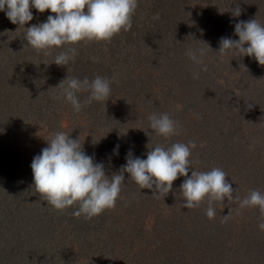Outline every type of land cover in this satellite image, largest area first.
<instances>
[{
  "label": "rangeland",
  "instance_id": "1",
  "mask_svg": "<svg viewBox=\"0 0 264 264\" xmlns=\"http://www.w3.org/2000/svg\"><path fill=\"white\" fill-rule=\"evenodd\" d=\"M237 3L241 15L233 17ZM31 11L25 28L52 14ZM254 18L264 24V0H139L128 37L77 44L75 60L58 66L53 61L63 49L37 54L25 29L0 11V96L10 91L15 112L27 113L24 123L15 119L9 126V108L0 102V170L13 161L27 164L23 177L9 174L0 182V264H264L258 208L240 209L226 197L214 204V219L206 216L207 201L183 208V176L163 198L140 190L125 173L115 209L85 219L40 199L31 169L34 156L60 131L79 138L109 174L126 164L129 151L146 159L157 144L195 141L193 170L221 168L241 200L251 190L264 193V66L254 57L218 52L221 37L238 39L235 24ZM192 47L205 49L207 71L186 55ZM35 62L41 76L32 80ZM93 64L111 81V95L106 104L93 101L74 113L63 97L56 99V86L67 76L94 79ZM33 83L41 85L37 93ZM78 95L83 103L89 93ZM152 113H168L179 135L165 139L152 132Z\"/></svg>",
  "mask_w": 264,
  "mask_h": 264
},
{
  "label": "clouds",
  "instance_id": "2",
  "mask_svg": "<svg viewBox=\"0 0 264 264\" xmlns=\"http://www.w3.org/2000/svg\"><path fill=\"white\" fill-rule=\"evenodd\" d=\"M138 6L139 0H0V11L5 12L12 24L25 29L24 39L37 54L49 56L54 49H63L53 61L58 66H67L75 60L77 44L110 43L121 32L130 31ZM32 8L40 13L50 10L52 14L47 16L46 22L25 28L34 18ZM231 13L233 17L241 15L238 3ZM234 33L238 39L220 38L218 52L221 56L254 57L259 65L264 66V24L255 18L241 20L235 24ZM205 54V49L201 47H192L186 53L193 63L202 66V71H207L203 59ZM193 75L194 78L199 77V73ZM56 87L61 90L56 99L63 97L71 104L74 113H79L93 101L106 104L112 91L111 81L99 75L92 80L67 76ZM81 93H89L83 103L78 95ZM148 119L149 129L155 134L165 139L179 135L178 122L168 113H152ZM116 147L118 149L119 145ZM196 147L195 141L187 144L176 142L168 147L157 144L146 153V159L134 157L129 151L126 164L118 172L109 174L104 163L96 162L94 156L85 153L79 138L74 139L60 131L54 133L47 140V147L34 156L31 162L33 185L40 199L54 209L64 212L73 207L75 211L72 214L76 217L83 215L85 219H92L106 210L115 209L126 179L125 173L140 190L150 189L154 196L163 198L172 190L173 182L183 176L185 180L180 185L185 199L183 208L195 209L207 201L206 216L214 219L215 203L223 204L225 197L228 202L235 199L240 209L258 208L262 221L258 228L264 231V193L251 190L241 200L233 196L234 190L226 179L227 173L221 168L193 170L190 157ZM229 218V214L225 215L224 222Z\"/></svg>",
  "mask_w": 264,
  "mask_h": 264
},
{
  "label": "trees",
  "instance_id": "3",
  "mask_svg": "<svg viewBox=\"0 0 264 264\" xmlns=\"http://www.w3.org/2000/svg\"><path fill=\"white\" fill-rule=\"evenodd\" d=\"M133 21L134 20H132V23H133ZM145 24H147V21L145 22ZM134 26L135 25H133L132 26V29H134L135 30V28H134ZM121 34H122V38H121V40H124V38L125 37H128L127 35H126V33L125 32H121ZM94 65V71L93 72H95V74H96V76L97 75H99V71L97 70V67H96V65L95 64H93ZM39 70H40V65H39V62L37 63V62H35V72H30V75L32 76V80L33 79H35V78H37V77H39V76H41V75H39ZM18 75V77L20 78V76L22 75V76H25V70L22 72V73H18L17 74ZM99 76H102V77H105L103 74H102V72H101V74L99 75ZM31 79V78H30ZM38 79V78H37ZM40 84L43 86L44 85V83H43V81H41L40 80ZM41 85H40V87H39V85L38 84H32L31 85V88H32V90L34 91V92H36L37 93V91H38V88L37 87H39V88H41ZM1 97H4V98H2L1 99ZM15 97H14V95H13V93H11L10 91H8L5 95H2L1 94V96H0V102L1 101H3L4 100V104H5V106L7 107L8 106V108H9V112H10V122H9V126L11 125V123L16 119V124L18 123V122H20L21 120V122L20 123H24L23 121H26V114H22L23 113V110H20V112H15L16 111V108L18 107V104L15 102ZM13 103H12V102ZM14 107H15V110H13L14 109ZM17 114V115H16ZM22 115V116H21ZM21 116V117H20ZM19 126H22V125H19ZM23 127V126H22ZM8 142L6 141L5 142V145L7 144ZM5 147V146H4ZM5 156L7 157V158H10V159H13V157L11 156L12 154H11V152H10V150L9 149H7V147H5ZM26 166H27V164L26 163H22V164H20V163H18L17 161H13L12 162V164H11V166H9V167H4L3 168V170H0V182H1V179H3L5 176H8L9 174H11V175H16V174H18V176L21 178V177H23L22 176V172L26 169ZM29 179V178H28ZM29 182H30V180H29ZM75 210H74V208L73 207H69L66 211H65V213H64V215H66V213H68L69 215H72V213L74 212Z\"/></svg>",
  "mask_w": 264,
  "mask_h": 264
}]
</instances>
